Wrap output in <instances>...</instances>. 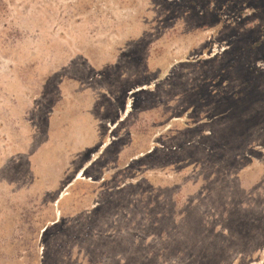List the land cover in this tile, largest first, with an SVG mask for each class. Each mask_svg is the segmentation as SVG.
<instances>
[{"label":"rangeland","instance_id":"374dc122","mask_svg":"<svg viewBox=\"0 0 264 264\" xmlns=\"http://www.w3.org/2000/svg\"><path fill=\"white\" fill-rule=\"evenodd\" d=\"M0 264H264V0H0Z\"/></svg>","mask_w":264,"mask_h":264}]
</instances>
